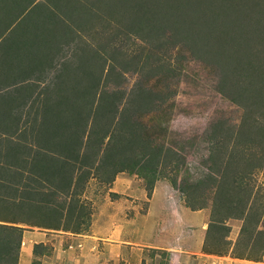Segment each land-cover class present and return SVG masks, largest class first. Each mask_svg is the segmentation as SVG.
I'll return each mask as SVG.
<instances>
[{
  "label": "trees",
  "instance_id": "1",
  "mask_svg": "<svg viewBox=\"0 0 264 264\" xmlns=\"http://www.w3.org/2000/svg\"><path fill=\"white\" fill-rule=\"evenodd\" d=\"M10 4L14 11L0 9V104L5 105L0 108V264H18L26 229H88L91 213L79 220L63 201L83 170L112 181L121 172L147 166L149 155L160 156V150L146 148L144 138V119L160 103L159 94L145 81L124 99L122 88L106 82L108 75L118 78L130 69L142 75L145 62L162 49L185 47L210 64L218 91L243 112L231 158L242 165L237 162L242 150L245 167L264 165V0ZM33 18L36 36L9 35L31 32ZM131 40L147 47L130 51L126 43ZM219 180L216 190H225L223 175ZM228 190L231 198L219 203L237 209L243 172L233 173ZM73 219L78 228L63 226Z\"/></svg>",
  "mask_w": 264,
  "mask_h": 264
},
{
  "label": "rangeland",
  "instance_id": "2",
  "mask_svg": "<svg viewBox=\"0 0 264 264\" xmlns=\"http://www.w3.org/2000/svg\"><path fill=\"white\" fill-rule=\"evenodd\" d=\"M10 1L0 0V9L11 8L14 11L15 7ZM46 2L36 0L38 6ZM47 9L52 11L50 6ZM42 11L46 9L42 8ZM34 24L33 18L29 24L31 32L14 30L9 35L14 38L36 36L38 32L32 30ZM126 44L130 51L145 46L138 40ZM3 46L4 42L0 43V71L1 60L4 58ZM144 60L141 58L140 62ZM145 65L142 75L132 69L118 78L108 75L106 85L122 88L125 99L126 94L136 89L139 82L147 81V85L159 94L160 103L144 119V138L148 140L146 148L151 152L160 150V156L149 155L147 166L121 172L112 181L101 172L83 170L71 191L63 197L66 207L74 208V214L79 220L89 212L92 214L100 204L97 200L105 195L111 197L107 189L115 178L121 176L144 189L147 195L154 185L164 183L179 199L181 207L197 213L196 230L202 234L199 237L205 245V254L245 260L264 258V165L245 167L247 158L242 150H239L237 161L242 165L235 164L237 158L232 159L233 156H230V147L243 115L242 109L218 91L217 75L210 64L193 57L185 47L177 45L153 53ZM29 111L30 107L27 111L25 109V114H29ZM32 113L31 110V122ZM29 123L24 124L28 134L33 127ZM234 170L243 172L244 190L238 194L240 203L237 209L231 210L227 205L219 203V198L224 201L231 198L232 193L228 188L236 172ZM221 174L226 183L225 190H216L217 183H223V180H219ZM101 207L105 208L102 204ZM77 221H65L63 226L76 229ZM201 225H206V229L202 230ZM31 229L34 228L25 231ZM146 258L147 264H166L168 255L166 252L150 250ZM182 264L203 263L200 257L185 255Z\"/></svg>",
  "mask_w": 264,
  "mask_h": 264
},
{
  "label": "crops",
  "instance_id": "3",
  "mask_svg": "<svg viewBox=\"0 0 264 264\" xmlns=\"http://www.w3.org/2000/svg\"><path fill=\"white\" fill-rule=\"evenodd\" d=\"M0 108L4 110V103ZM107 192L111 197L97 200L100 204L84 232L25 231L18 264H147L150 250L166 252V264H182L185 255L200 257L203 264H264V258L252 261L205 254L202 234L196 230L197 213L181 207L164 183L154 185L147 195L121 176Z\"/></svg>",
  "mask_w": 264,
  "mask_h": 264
},
{
  "label": "built area",
  "instance_id": "4",
  "mask_svg": "<svg viewBox=\"0 0 264 264\" xmlns=\"http://www.w3.org/2000/svg\"><path fill=\"white\" fill-rule=\"evenodd\" d=\"M202 229H206V226H202ZM69 247H72V246H69ZM77 247H81V245H77Z\"/></svg>",
  "mask_w": 264,
  "mask_h": 264
}]
</instances>
